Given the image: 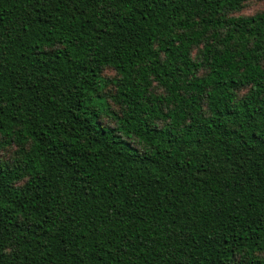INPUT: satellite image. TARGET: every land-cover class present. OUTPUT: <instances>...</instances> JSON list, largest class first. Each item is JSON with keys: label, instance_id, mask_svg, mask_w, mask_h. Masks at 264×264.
Wrapping results in <instances>:
<instances>
[{"label": "trees", "instance_id": "1", "mask_svg": "<svg viewBox=\"0 0 264 264\" xmlns=\"http://www.w3.org/2000/svg\"><path fill=\"white\" fill-rule=\"evenodd\" d=\"M252 1L0 0V264H264Z\"/></svg>", "mask_w": 264, "mask_h": 264}, {"label": "rangeland", "instance_id": "2", "mask_svg": "<svg viewBox=\"0 0 264 264\" xmlns=\"http://www.w3.org/2000/svg\"><path fill=\"white\" fill-rule=\"evenodd\" d=\"M261 11H264V0H254L248 3L246 8L240 14L250 16ZM107 75H112V73L108 72Z\"/></svg>", "mask_w": 264, "mask_h": 264}]
</instances>
